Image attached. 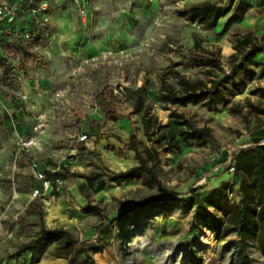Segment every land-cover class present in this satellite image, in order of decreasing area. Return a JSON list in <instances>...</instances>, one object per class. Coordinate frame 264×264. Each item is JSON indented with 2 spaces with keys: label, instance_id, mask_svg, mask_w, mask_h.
<instances>
[{
  "label": "rangeland",
  "instance_id": "rangeland-1",
  "mask_svg": "<svg viewBox=\"0 0 264 264\" xmlns=\"http://www.w3.org/2000/svg\"><path fill=\"white\" fill-rule=\"evenodd\" d=\"M85 2L82 17L71 0H0L16 12L15 35H0V264H68L53 256L58 241L45 244L39 256L14 257L42 224L65 230L83 245L72 264H90V259L95 264H264L254 243L238 258L231 247L238 241L234 229L212 233L193 217V208L180 203L189 191L205 196L204 189L222 181L234 198L237 179L227 172L224 158L241 144L264 138V75L256 67L247 76L240 72L230 83L225 107L170 106L157 93L162 78L208 80L175 51L191 48L193 32L204 47L218 49L223 70H229L235 39L246 32L264 34V0H243V6L235 0L214 30L202 29L189 17L193 0ZM232 13L239 17L228 23ZM139 86L146 95L141 112L134 114L132 93ZM104 87L116 98L117 120L96 107L95 95ZM145 108L163 125L171 124L172 113L184 114L213 135L200 148L192 141L179 151L153 144L157 178L168 193L178 194L169 209L159 211H144L148 202H166V195L143 177L101 182L108 171L138 165L124 149L130 131L150 146L140 123ZM89 118L98 129L88 128ZM82 136L86 139L79 141ZM92 173L102 175L88 188L83 176ZM35 190L40 195L33 197ZM30 198L40 199L41 218L25 213ZM15 223L19 227L13 232Z\"/></svg>",
  "mask_w": 264,
  "mask_h": 264
},
{
  "label": "trees",
  "instance_id": "trees-1",
  "mask_svg": "<svg viewBox=\"0 0 264 264\" xmlns=\"http://www.w3.org/2000/svg\"><path fill=\"white\" fill-rule=\"evenodd\" d=\"M197 1L188 7L189 17L196 21L202 29L214 30L218 21L226 17L235 0H193ZM239 5L243 6L242 0ZM239 16L232 13L228 17V23H232ZM12 25L4 26L9 28L14 34ZM5 38L9 35H2ZM3 38V37H1ZM192 46L188 50L182 47L175 49L180 57V61H190L198 72L208 78L207 81H190L184 76H176L174 82L162 78L157 90L160 100L170 106L185 107L187 105L202 104L207 108L225 107L229 103L230 83L243 72L245 76L250 72L251 67L259 68L260 74L264 75V34L259 37L251 32H246L238 36L233 45L234 53L229 56L231 68L226 73L222 68L220 54L217 48H206L202 45V38L196 32L191 34ZM258 58V60L256 59ZM180 65V64H175ZM216 72H221L220 77L215 76ZM146 95L144 86H139L132 93L134 99L132 113H140L142 109V98ZM115 96L112 90L104 87L95 95V104L104 117L117 120L121 116L114 109ZM171 124H161L154 115L149 114V109L145 108L140 114L143 135L150 146L138 141L133 133L129 132L124 149L133 153L138 165L122 172H110L104 174L101 182H113L116 184L143 177L147 185L156 186L159 191L166 195V202H148L144 211L155 209L157 211L170 208L171 200L177 197L176 193H168L161 185L156 175V168L159 163L158 151L153 144H160L165 150L179 151L182 143L192 141L196 147H205L209 140L213 139L212 131L207 126L198 127L195 122L184 114L172 113L170 115ZM89 129H98V122L93 118L87 120ZM264 138L257 142L243 143V149L235 152V164L233 175L237 179V190L235 196L232 195L228 185L217 187L212 193L200 196L197 190L188 192L187 198H182L180 203L185 208H193V217L198 219L204 228L210 232H216L219 228L221 235H224L230 228L234 229L238 241L232 244V251L238 258H243L245 247L249 243H254L264 258ZM263 144V145H262ZM115 157L121 158L122 152L114 149L110 150ZM227 152L224 163L226 162ZM102 174L92 173L83 178L88 183V188L92 182ZM50 178V176L48 177ZM55 196L54 189L51 190ZM32 201L25 209L27 214H37L40 218L43 210L39 206L33 211ZM162 207V208H159ZM141 215V214H140ZM219 215V216H217ZM58 241L60 246L53 254L55 258H63L72 264L76 253H83V245L78 244L63 229H48L43 224L37 235L28 242L21 244L14 257L24 253L39 256L42 254L41 248L48 243ZM79 245V246H78ZM78 246V248H76ZM78 249V250H77ZM78 252H75V251ZM90 264H95L91 259Z\"/></svg>",
  "mask_w": 264,
  "mask_h": 264
},
{
  "label": "built area",
  "instance_id": "built-area-1",
  "mask_svg": "<svg viewBox=\"0 0 264 264\" xmlns=\"http://www.w3.org/2000/svg\"><path fill=\"white\" fill-rule=\"evenodd\" d=\"M31 2V0H29ZM75 6H77L79 15L82 17H86L87 15V11H86V2L85 0H71ZM46 5H42L41 9H45ZM15 16H16V12L14 10L13 7L11 6H7L5 4L0 5V26L4 25V26H9L12 25L15 21ZM0 35H15L9 28L4 27L3 29H0ZM34 34H31V36ZM226 73H228V70H226ZM86 139V136H82L79 138V141H83ZM246 145H240L236 150L232 151V152H227V158H226V162H225V168L227 170L228 173L233 174L234 172V164H235V152L238 149H243L245 148ZM54 183L56 186L61 185V181L60 180H54ZM43 186L47 187L49 186V181H43ZM36 195H40L39 194V190H35L33 193V197H35ZM229 198L230 200H232V195L229 194Z\"/></svg>",
  "mask_w": 264,
  "mask_h": 264
},
{
  "label": "crops",
  "instance_id": "crops-1",
  "mask_svg": "<svg viewBox=\"0 0 264 264\" xmlns=\"http://www.w3.org/2000/svg\"><path fill=\"white\" fill-rule=\"evenodd\" d=\"M243 1V0H242ZM251 1V0H250ZM256 1V0H255ZM247 3V2H246ZM246 5H249L248 3L246 4ZM221 185H228V182L227 181H222V182H219V183H217V184H214L213 186H210V187H208V188H206V189H204V190H206V193L204 194V195H207V194H210V193H212L217 187H219V186H221ZM236 190H237V184H236ZM235 189V188H234ZM235 190V191H236ZM55 191V190H54ZM234 191V192H235ZM51 195H52V193H50ZM56 194V193H55ZM53 197V196H52ZM35 200H37V202L36 203H33V205H31L32 207H31V209L33 210V209H35V210H38L39 209V206L42 208V203H41V201H40V199H35ZM32 201H34L32 198H30L28 201H27V204H26V206H25V209L26 208H28V205L32 202ZM45 226V225H44ZM11 227H12V230H13V232H15V230L19 227V223H15V224H11ZM46 227V226H45ZM47 228V227H46ZM40 229V228H39ZM48 229H55V228H48ZM39 231V230H38ZM38 233V232H37ZM37 235V234H36ZM26 243V242H25ZM21 244H23V243H21ZM20 244V245H21ZM27 254H29L30 255V253H27ZM19 259H21V258H18V260ZM19 262V261H18ZM9 264H19V263H17L16 261H10V263Z\"/></svg>",
  "mask_w": 264,
  "mask_h": 264
},
{
  "label": "water",
  "instance_id": "water-1",
  "mask_svg": "<svg viewBox=\"0 0 264 264\" xmlns=\"http://www.w3.org/2000/svg\"><path fill=\"white\" fill-rule=\"evenodd\" d=\"M263 144H264V143H263ZM263 144H262V145H263Z\"/></svg>",
  "mask_w": 264,
  "mask_h": 264
}]
</instances>
